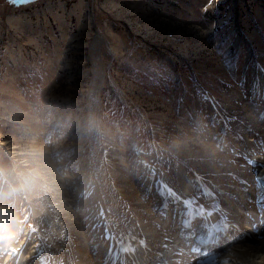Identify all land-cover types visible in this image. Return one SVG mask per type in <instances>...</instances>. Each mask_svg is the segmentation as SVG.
Returning <instances> with one entry per match:
<instances>
[{
  "label": "bare ground",
  "instance_id": "bare-ground-1",
  "mask_svg": "<svg viewBox=\"0 0 264 264\" xmlns=\"http://www.w3.org/2000/svg\"><path fill=\"white\" fill-rule=\"evenodd\" d=\"M81 1L78 0L70 9H66L65 2L61 0L50 1L45 4L44 10L39 8L36 13L49 11L61 17L64 24L66 15L77 13ZM83 2L85 7L81 9L79 26L87 28L86 33L90 38L87 42H76L67 51L80 50L81 45L89 46V54L85 59L90 63L88 70L91 71V77L83 86L85 94L81 100L84 104V122L79 125V129L75 124L71 126L76 134L82 130L83 142L89 144L86 149H79L76 155L79 157L76 161L84 157L85 163L81 164V168L86 170L70 172L68 169L74 163L70 164L66 157H62L60 163L52 161V150L47 148L46 142L36 140L35 132L19 138L21 147L0 140V146L7 149L12 161L9 177L18 186L17 189L14 186L10 188L16 199L15 204L22 206L23 210L31 209L35 214L34 221L38 215V218L41 217L38 224L49 227V246H52L49 252L42 241H37L33 249L25 250L28 240L22 247L17 241H24L25 237H18V240L14 238L21 230L11 222L15 212L12 210L10 215H6V223L2 227L1 245L3 249L7 248L0 263L184 264L182 256L172 253L179 247L177 243L173 246V241L177 239L178 233L188 232L192 225L191 241L199 232H206L210 236L206 249L209 254L193 258L198 259V264H226L227 261L235 264H264V133L261 134L264 131V70L258 69L263 74L253 84L246 82L231 86L222 81L217 82L223 99H216L210 95L212 90L203 87L209 94H203L201 100L196 99L195 112L189 110L188 117L177 121V127L172 128L171 133L168 126L158 128V131L167 133L163 135L162 146L155 145L156 140L153 139L151 147L145 149L146 155H134L123 147V143L122 147L116 144L107 148L105 143L108 140L100 136L98 114L106 77L113 79L108 70L109 59L113 60L114 57L105 54L106 35L95 30L93 16L88 11L89 5ZM121 2L106 0L103 7L108 13H112V8H115L118 18L124 21L129 32L138 35L143 33L142 29L149 25L148 18L143 17L144 25L139 24L137 12L133 8L127 11ZM23 16L25 14L10 17L12 22L9 26L20 32L33 31L25 26ZM107 32L115 38L111 28ZM32 33L26 36L33 41ZM115 49L110 48L109 51L114 55ZM66 61L61 63L60 69L65 68ZM134 104L140 106L136 102ZM144 116L149 120V115ZM162 118L165 122L168 117L165 114ZM150 128L157 131V127ZM65 137H69L68 132ZM65 137L60 144L63 148L69 146L64 141L70 139L71 142V138ZM25 147L33 153L27 155ZM107 153L110 158H107ZM64 162H67L66 165ZM195 164L199 168H191ZM4 189L0 194V204L9 193L7 186ZM234 197L239 208L257 209L261 226L257 225L251 231L255 223L247 219L244 230L241 226L228 224L222 218L217 220L218 226L207 221V209L216 212L219 206L220 209L228 210L227 202H235ZM49 204L55 208H50ZM169 206H173L172 211ZM146 211L150 212L148 215L151 217L144 215ZM228 211L232 214L231 210ZM8 233H13L14 237L9 239ZM37 233L34 234L36 240L40 236L45 238L43 234ZM214 237L226 238L227 241L214 246L211 243ZM155 238H158L156 243L160 246L164 241L165 249L159 250L152 245ZM49 254L54 255L52 260L48 259ZM45 258L47 261L44 263Z\"/></svg>",
  "mask_w": 264,
  "mask_h": 264
},
{
  "label": "rangeland",
  "instance_id": "rangeland-1",
  "mask_svg": "<svg viewBox=\"0 0 264 264\" xmlns=\"http://www.w3.org/2000/svg\"><path fill=\"white\" fill-rule=\"evenodd\" d=\"M50 1L54 0H0V140L21 147L19 138L35 132L36 140L46 142L47 148L52 150V161L59 162L66 157L70 164L74 163L68 170L78 173L86 168H81L84 157L76 161V155L79 149H86L89 144L83 142V131L78 130L80 132L76 134L71 126L75 124L79 129L84 122L81 100L85 94L83 86L91 77L90 63L85 59L89 46L81 45L80 50L67 49L76 42L89 41L87 28L79 26L81 9L85 5L82 0L77 13L66 15L63 24L61 17L49 11L36 13L39 8L44 10ZM61 1L65 2L66 9L78 2ZM84 1L89 5L95 30L106 35L105 54L114 57L109 59L108 70L113 79L106 77L98 114L100 136L108 140L105 143L107 148L116 144L122 147L123 143V147L134 155H146L145 149L151 147L153 139L155 145L162 146L163 135L167 133L158 131V128L168 126L171 133L172 128L177 127V121L188 117L189 110L195 112L196 99L201 100L202 95L208 93L203 87L212 90L210 95L216 99H223L217 82L235 86L246 82L253 84L262 77L263 73L258 69L264 70V0H122L120 4L127 11L133 8L137 12L139 24L145 22L143 17L149 20L148 27H144L139 35L128 31L115 8L112 13L106 11L103 7L106 0ZM21 14H25L22 17L25 26L33 31L20 32L9 26L10 17ZM109 28L115 38L108 34ZM29 33L35 40L27 38ZM114 47L113 55L109 49ZM65 61L67 65L60 69ZM144 114L150 116L149 120ZM165 114L168 118L163 122ZM152 126L157 127V131H152ZM67 132L69 137L66 138ZM64 137L71 138V142L70 139L64 141L69 146L63 148L60 144ZM25 148L27 155L33 153ZM6 150L0 146V194L7 186L11 196L7 194L2 204L8 210L6 215L15 211L11 222L21 230L15 237L9 232L8 238L13 236L18 240V237H25L24 241L17 242L24 247L28 240L27 251L33 249L37 241H42L50 252L49 227L38 224V220L41 221L39 215L34 221L35 214L31 209L23 210L22 206L15 204L10 188L17 189L18 186L9 177L12 161ZM107 158H110L109 153ZM191 168L199 167L195 164ZM49 207L55 208L51 204ZM172 209L173 206H169V210ZM149 213L146 211L144 215L151 217ZM37 232L45 238L40 236L36 240L34 234ZM2 233L1 228L0 258L7 248L3 249L1 245ZM156 241L158 238L152 241V245L161 250ZM52 257L54 255H48L49 260ZM46 261L47 258L44 263ZM231 263L235 264L226 262Z\"/></svg>",
  "mask_w": 264,
  "mask_h": 264
},
{
  "label": "clouds",
  "instance_id": "clouds-1",
  "mask_svg": "<svg viewBox=\"0 0 264 264\" xmlns=\"http://www.w3.org/2000/svg\"><path fill=\"white\" fill-rule=\"evenodd\" d=\"M7 209L3 204H0V228H2L6 223V213Z\"/></svg>",
  "mask_w": 264,
  "mask_h": 264
}]
</instances>
